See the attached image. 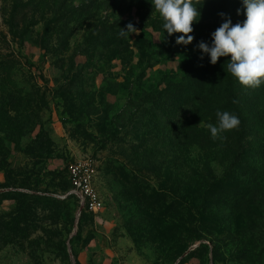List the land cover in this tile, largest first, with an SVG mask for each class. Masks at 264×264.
<instances>
[{
	"label": "rangeland",
	"instance_id": "obj_1",
	"mask_svg": "<svg viewBox=\"0 0 264 264\" xmlns=\"http://www.w3.org/2000/svg\"><path fill=\"white\" fill-rule=\"evenodd\" d=\"M228 17L206 0L185 46L149 0H0V264H264V85L197 48ZM218 110L240 124L213 140Z\"/></svg>",
	"mask_w": 264,
	"mask_h": 264
},
{
	"label": "clouds",
	"instance_id": "obj_2",
	"mask_svg": "<svg viewBox=\"0 0 264 264\" xmlns=\"http://www.w3.org/2000/svg\"><path fill=\"white\" fill-rule=\"evenodd\" d=\"M206 0H149L153 10L163 21V29L168 36L181 33L176 43L189 45L193 42L194 23L201 19V9ZM246 19L233 25L230 17L225 19L211 33V43L201 40L197 48L200 59L208 56L215 65L221 57H229L227 71L246 88H259L264 85V0H242ZM239 14V10H238ZM226 17L225 13H220ZM137 32L133 24L127 29L121 28L119 35L130 38ZM217 124H209L213 140L222 139V133L237 128L240 120L237 115L228 111L216 112Z\"/></svg>",
	"mask_w": 264,
	"mask_h": 264
},
{
	"label": "built area",
	"instance_id": "obj_3",
	"mask_svg": "<svg viewBox=\"0 0 264 264\" xmlns=\"http://www.w3.org/2000/svg\"><path fill=\"white\" fill-rule=\"evenodd\" d=\"M70 193L76 198L79 216L83 210L99 212L104 207L103 199L95 187V169L91 162H77L70 167Z\"/></svg>",
	"mask_w": 264,
	"mask_h": 264
},
{
	"label": "trees",
	"instance_id": "obj_4",
	"mask_svg": "<svg viewBox=\"0 0 264 264\" xmlns=\"http://www.w3.org/2000/svg\"><path fill=\"white\" fill-rule=\"evenodd\" d=\"M75 198V197H74ZM76 199V198H75ZM78 205V204H77Z\"/></svg>",
	"mask_w": 264,
	"mask_h": 264
}]
</instances>
